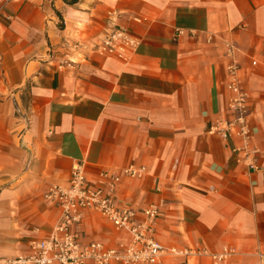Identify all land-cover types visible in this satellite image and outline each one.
I'll list each match as a JSON object with an SVG mask.
<instances>
[{"label":"crops","instance_id":"0c3cea01","mask_svg":"<svg viewBox=\"0 0 264 264\" xmlns=\"http://www.w3.org/2000/svg\"><path fill=\"white\" fill-rule=\"evenodd\" d=\"M112 10L113 23L140 38L126 60L92 48ZM225 39L239 48L250 95L255 168L237 160L239 137L208 131L228 115ZM76 161L91 178L146 164L143 177L121 176L118 203H159L154 234L165 244L234 249L218 262L202 254L184 264H261L264 0H0V256L25 252L59 219L44 191L66 182ZM81 234L130 240L94 209Z\"/></svg>","mask_w":264,"mask_h":264},{"label":"built area","instance_id":"2783aa9c","mask_svg":"<svg viewBox=\"0 0 264 264\" xmlns=\"http://www.w3.org/2000/svg\"><path fill=\"white\" fill-rule=\"evenodd\" d=\"M111 26L93 43L92 48L101 55H112L126 60L140 42L138 35L125 26L113 23L117 12L109 11ZM177 33L186 31L176 27ZM190 34L196 30L190 29ZM213 38L207 35V40ZM226 64V88L229 91L226 109L227 116L213 118L209 132L226 138L239 137L234 147L237 160L255 168V155L251 146V125L249 92L243 87L239 75L238 46L230 39L224 41ZM255 63V60H252ZM148 173L144 163L129 162L119 170H102L94 177L86 174L83 163L72 164L66 182L51 183L44 191V197L55 202L60 208L59 219L42 236L27 240V250L11 256H0V264H159L164 255H178L187 263L191 255L208 254L214 262L228 258L234 249L225 245L220 250L210 251L204 246H183L165 244L154 234L160 214V204L149 202L137 208L130 204L118 203L115 191L122 175L140 178ZM87 209H94L109 220L116 229L130 234L129 241L108 244L99 239H84L81 224ZM264 264V252L259 253Z\"/></svg>","mask_w":264,"mask_h":264}]
</instances>
